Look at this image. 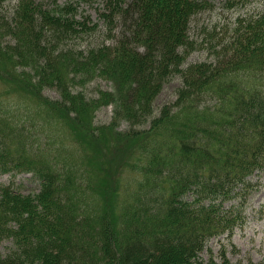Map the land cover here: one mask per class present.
<instances>
[{
	"label": "trees",
	"instance_id": "1",
	"mask_svg": "<svg viewBox=\"0 0 264 264\" xmlns=\"http://www.w3.org/2000/svg\"><path fill=\"white\" fill-rule=\"evenodd\" d=\"M217 3L105 0L100 24L70 0H0V78L26 96L0 98V174L11 177L0 184V244L11 241L0 264H235L225 248L201 253L243 223L264 171V0H226L240 12L210 19ZM100 79L112 88L92 87ZM174 82L175 98L159 103ZM110 105L117 135L142 143L116 224L87 198L85 161L45 126L88 130ZM21 173L36 193L16 183Z\"/></svg>",
	"mask_w": 264,
	"mask_h": 264
},
{
	"label": "rangeland",
	"instance_id": "2",
	"mask_svg": "<svg viewBox=\"0 0 264 264\" xmlns=\"http://www.w3.org/2000/svg\"><path fill=\"white\" fill-rule=\"evenodd\" d=\"M52 1L46 0V3L50 5ZM64 1L58 0L61 3ZM70 1L78 8L79 18L89 15L94 23L99 22L102 24L99 13L104 8L105 0ZM217 1L215 8L217 10L211 13L210 19H223V16L226 15L234 17L240 12L236 8L226 11L222 4L226 0ZM16 2L17 0H6V5L12 6ZM255 6L256 3L248 4L242 12L248 13ZM82 42L83 40L80 39L79 43ZM106 42H111V40ZM205 57L206 54L200 51L195 52L190 60ZM97 84L105 89L112 88L111 82L101 79L93 83L92 87ZM176 84L177 82H174L164 89L159 97V103L163 104L175 98L173 90ZM8 87L9 84L0 78V98L5 101L15 105L19 100V96L26 97L21 91L8 94ZM47 93L50 96L59 97L53 90H48ZM93 95L89 90V96ZM26 101L30 102V99ZM111 116H113V107L110 105L102 107L92 116L91 127L88 130L84 128L81 130L82 126L79 128V124L65 123L60 119H56L54 123L47 122L45 126L53 128L57 143L62 146L64 154H68L71 159L75 158V163H79L81 160L85 161V172L89 179L86 189L87 198L90 203L97 205L98 208H107L116 224V222H119L118 216L122 205L127 202L129 194L138 181L135 168H137V163L142 158L139 148L142 143L137 138L135 140H125L123 135L118 136L116 133L117 128L113 127L112 124L109 125ZM125 126V122H121L119 129H125ZM112 153L113 156H111ZM100 159H102L101 161L106 169L100 168L98 164ZM253 178L257 181V184L254 189H251L247 198H244L245 201L242 204L243 223L235 228L230 238L227 235L213 237L208 243V249L201 253L202 258L208 259L212 253L219 259L222 249L225 248L228 256L235 264H264V171L255 174ZM10 179L9 173L0 174V184ZM15 180L24 193H36L40 188L38 180L33 178L30 173H21L15 177ZM10 245L11 241L5 240L0 244V250L6 252Z\"/></svg>",
	"mask_w": 264,
	"mask_h": 264
}]
</instances>
